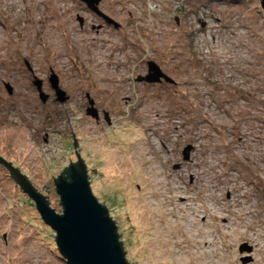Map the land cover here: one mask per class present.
<instances>
[{
	"label": "rangeland",
	"instance_id": "obj_1",
	"mask_svg": "<svg viewBox=\"0 0 264 264\" xmlns=\"http://www.w3.org/2000/svg\"><path fill=\"white\" fill-rule=\"evenodd\" d=\"M84 7L0 0V158L60 214L75 151L127 264H264V0ZM54 236L0 166V264H66Z\"/></svg>",
	"mask_w": 264,
	"mask_h": 264
},
{
	"label": "water",
	"instance_id": "obj_2",
	"mask_svg": "<svg viewBox=\"0 0 264 264\" xmlns=\"http://www.w3.org/2000/svg\"><path fill=\"white\" fill-rule=\"evenodd\" d=\"M80 1L96 12L95 4L98 0ZM147 72L144 77L147 83H157L160 78L170 83L168 77L152 62H147ZM50 81L56 88L53 76ZM57 95L62 96L60 91H57ZM188 150L190 147L182 152L184 159ZM74 154L77 161L64 167L56 176V180L52 178L62 209L61 214H56L49 208L44 196L34 191L35 189L18 170L1 158L0 162L14 183L33 202L42 223L54 233L53 240L57 252L66 264H127L116 227L109 218L106 208L91 194L84 164L75 151Z\"/></svg>",
	"mask_w": 264,
	"mask_h": 264
},
{
	"label": "flooded vegetation",
	"instance_id": "obj_3",
	"mask_svg": "<svg viewBox=\"0 0 264 264\" xmlns=\"http://www.w3.org/2000/svg\"><path fill=\"white\" fill-rule=\"evenodd\" d=\"M101 2H102V0H101ZM95 6H96V4H95ZM84 9L85 10H88L93 16H95L99 21H102L105 25H110V26H114V24H115V22L112 20V19H110L111 17H109V18H106L104 15H102V14H104V11L105 10H101V9H99L98 7H95V9H96V12H94V11H92L90 8H88L86 5H85V7H84ZM108 20V21H107ZM78 22H79V24L80 25H82V23H83V21H82V18L81 19H79L78 20ZM27 71H28V73H30L31 74V87H33V90L35 91V93L37 94V97H38V99L41 101V103L42 104H44V103H46L47 101H50V100H52L53 102H61V101H63L64 99H67L65 96H62V97H59L57 94H56V92L55 93H53V95H51V94H46L45 93V90H44V83H43V79H41V78H37V77H35V73H33L32 71H31V69H29V67L27 66ZM51 76H53L54 78H55V80L57 79V77H56V75L52 72V70L50 69V74H49V76H48V78H47V83H48V86H49V91H52V92H54L52 89H51V86H52V83H51V81H50V79H51ZM26 77V76H25ZM160 81H164L163 79H161L160 78ZM160 81L159 82H157V84H160ZM165 82V81H164ZM38 83H39V86H38ZM148 84H150V83H148ZM156 84V83H155ZM4 89H5V91H6V93L9 95V96H11L13 93H14V91H13V89H12V87L10 86V85H8V84H5L4 85ZM41 91L42 92H44L43 94L44 95H42L41 96ZM38 94H39V96H38ZM60 99H63V100H61L60 101ZM90 103V105H91V102H89ZM92 110H94V109H92ZM95 111V110H94ZM85 113L86 114H91V116L92 117H96V112H91L88 108H85ZM0 166L1 167H3L6 171H7V169L5 168V166L4 165H2L1 164V162H0ZM7 173H8V171H7ZM9 174V173H8ZM64 176H65V174H63ZM10 177V176H9Z\"/></svg>",
	"mask_w": 264,
	"mask_h": 264
},
{
	"label": "trees",
	"instance_id": "obj_4",
	"mask_svg": "<svg viewBox=\"0 0 264 264\" xmlns=\"http://www.w3.org/2000/svg\"><path fill=\"white\" fill-rule=\"evenodd\" d=\"M61 211H62V209H61ZM61 214V213H60ZM116 227V226H115ZM117 232V231H116ZM120 243V242H119ZM120 246L122 247V244L120 243ZM123 250V249H122Z\"/></svg>",
	"mask_w": 264,
	"mask_h": 264
}]
</instances>
